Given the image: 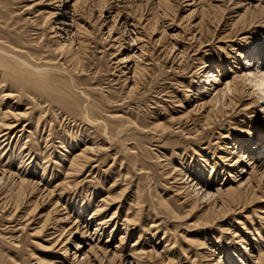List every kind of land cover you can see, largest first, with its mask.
<instances>
[{
    "label": "bare ground",
    "instance_id": "obj_1",
    "mask_svg": "<svg viewBox=\"0 0 264 264\" xmlns=\"http://www.w3.org/2000/svg\"><path fill=\"white\" fill-rule=\"evenodd\" d=\"M0 264H264V0H0Z\"/></svg>",
    "mask_w": 264,
    "mask_h": 264
},
{
    "label": "rangeland",
    "instance_id": "obj_2",
    "mask_svg": "<svg viewBox=\"0 0 264 264\" xmlns=\"http://www.w3.org/2000/svg\"><path fill=\"white\" fill-rule=\"evenodd\" d=\"M159 55V57H160V59H159V66H155L154 68V76H157V77H159V75H161V74H163V76L162 77H165V75H164V73L165 72H167L170 68H172V67H174V68H176L173 64H172V62L171 61H169V60H167L165 57H164V55H163V53L161 54V51L160 52H158V54H157V56ZM166 79L168 78V79H173V77H171V75H170V77H168V76H166L165 77ZM170 81L171 80H166V82L165 83H170ZM187 82H189V81H187ZM187 84V83H186ZM155 86H156V91L160 88V86H162V83L160 84H155ZM120 86H117V88H119ZM168 87V92L167 93H169V94H173V93H176L177 92V95L179 94L180 96H182L183 95V92H184V89L182 88V86L181 85H175V83H172V85H168L167 86ZM176 91V92H175ZM184 96V95H183ZM21 128H19V129H17L15 132H13V134H11L10 136H9V138H12V136H13V139L11 140V144H13V147L15 146V144L17 143V141L18 140H20V141H25V136L24 137H22L21 139H19V137H20V134H19V130H20ZM15 140V141H14ZM108 167H105L104 169H107ZM109 181H111V179H109L108 181H107V185H109Z\"/></svg>",
    "mask_w": 264,
    "mask_h": 264
}]
</instances>
